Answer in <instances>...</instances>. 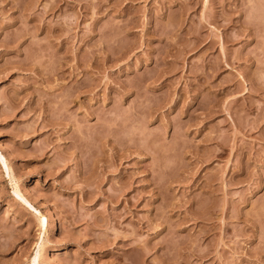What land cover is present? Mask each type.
<instances>
[{
  "label": "rangeland",
  "instance_id": "rangeland-1",
  "mask_svg": "<svg viewBox=\"0 0 264 264\" xmlns=\"http://www.w3.org/2000/svg\"><path fill=\"white\" fill-rule=\"evenodd\" d=\"M0 264H264V0H0Z\"/></svg>",
  "mask_w": 264,
  "mask_h": 264
}]
</instances>
